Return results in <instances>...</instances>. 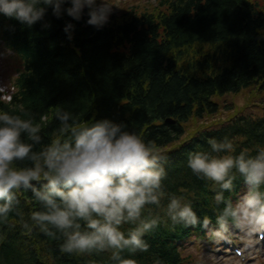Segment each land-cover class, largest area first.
Wrapping results in <instances>:
<instances>
[{"label":"trees","instance_id":"1","mask_svg":"<svg viewBox=\"0 0 264 264\" xmlns=\"http://www.w3.org/2000/svg\"><path fill=\"white\" fill-rule=\"evenodd\" d=\"M157 3L158 13L113 11L103 28L88 24L87 15L79 21L67 14L57 18L51 9L45 17L49 28L42 27L45 21L29 27L10 18L7 42L20 54L23 67L12 99H0V112L34 118L42 143L58 133L61 110L81 121L95 117L124 122L145 142L154 143L167 171L165 195L159 205L146 206L144 215L159 223L145 234L146 249H125L122 255L137 264H183L180 242L203 231L205 215L217 225L225 203H217L216 193L224 192L226 200L235 202L246 185L235 169L231 189L198 176L188 166L189 153L207 149L209 137H228L234 154L255 155L257 146H264V114L241 113L185 139L186 125L220 111L217 99L250 88L264 93V0ZM69 20L76 25L72 39L65 32ZM30 163L17 161L22 167ZM15 191L12 209L0 217V264H115L110 249L63 251L59 233L53 237L35 227L31 212L43 204L32 190ZM171 194L191 202L201 224H173L166 212Z\"/></svg>","mask_w":264,"mask_h":264},{"label":"clouds","instance_id":"2","mask_svg":"<svg viewBox=\"0 0 264 264\" xmlns=\"http://www.w3.org/2000/svg\"><path fill=\"white\" fill-rule=\"evenodd\" d=\"M57 18L65 14L103 28L113 7L110 0H0V13L29 27L45 21L49 11ZM76 25L67 21L65 32L73 38ZM58 133L42 143L41 126L34 118L25 119L8 111L0 112V217L8 214L17 200L16 189L29 188L42 204L31 219L42 232L63 237L65 252L112 250L115 264H137L122 255L128 249H146L145 234L158 225V218L144 215L146 206L159 205L165 195L163 180L167 171L154 143L145 140L124 122L110 118L78 120L68 111L57 113ZM41 145L39 150L36 146ZM209 147L193 150L188 166L198 176L214 181L222 189L233 187L232 171L237 170L247 191L233 202L224 192L216 193L225 206L216 217L218 227L211 235L222 236L233 226L250 231L264 228V146L255 155L234 154L228 137H209ZM31 161L22 167L17 161ZM33 181H42L35 184ZM167 215L173 224H201L191 202L171 194ZM131 227L124 229V225ZM211 218H203L208 229Z\"/></svg>","mask_w":264,"mask_h":264},{"label":"rangeland","instance_id":"3","mask_svg":"<svg viewBox=\"0 0 264 264\" xmlns=\"http://www.w3.org/2000/svg\"><path fill=\"white\" fill-rule=\"evenodd\" d=\"M252 1L255 3H262L263 0ZM110 3L114 5L113 7L115 10L118 5V8L121 11H127L131 8H134V11L136 10L139 13H158L161 9L156 0H111ZM8 61L13 62V60L7 59L6 62ZM6 62L3 63V61H0V84L6 85V87L9 88L10 83H12L9 82L10 78L16 77L15 74L17 70H14V67L16 68L17 64L19 65V62L14 60V64L10 66H5L7 64ZM6 87H4V89ZM217 102L220 105V111L216 115H214L213 117H207L203 121H192L185 126L187 133L185 139L192 137L199 130L204 129L207 126H214L226 123L227 121L233 119L236 115L241 113L254 115L264 114V93L259 92L255 88L245 90L239 95H232L227 96L224 99H217ZM226 107H231V110H228V108ZM260 230H264V228H261ZM228 231L229 233L226 234V240L224 241H228V239H230L231 237H235L239 239V241H243L242 243H246V239L243 238V235L246 234L250 237L252 234V237L249 238L251 241H248L252 249H248L247 246L245 248L248 249V251L245 253L249 255L247 263L264 264V249H259L260 247H258V239L255 234L256 231L251 232L250 230L236 226H233ZM226 251L228 250L224 248L218 255H215L210 252L211 255L205 257V254L200 252L199 250H189L184 253V256H192V259L198 262L194 264H238L237 261L233 262L229 259L224 258L223 254L228 253Z\"/></svg>","mask_w":264,"mask_h":264}]
</instances>
